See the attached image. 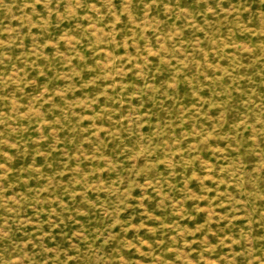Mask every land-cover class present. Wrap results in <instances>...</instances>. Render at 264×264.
Instances as JSON below:
<instances>
[{"label": "rangeland", "instance_id": "1", "mask_svg": "<svg viewBox=\"0 0 264 264\" xmlns=\"http://www.w3.org/2000/svg\"><path fill=\"white\" fill-rule=\"evenodd\" d=\"M0 264H264V0H0Z\"/></svg>", "mask_w": 264, "mask_h": 264}]
</instances>
